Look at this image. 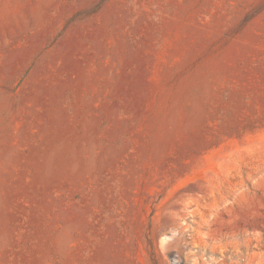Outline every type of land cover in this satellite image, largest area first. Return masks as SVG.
<instances>
[{
  "label": "rangeland",
  "instance_id": "374dc122",
  "mask_svg": "<svg viewBox=\"0 0 264 264\" xmlns=\"http://www.w3.org/2000/svg\"><path fill=\"white\" fill-rule=\"evenodd\" d=\"M0 264H264V0H0Z\"/></svg>",
  "mask_w": 264,
  "mask_h": 264
}]
</instances>
